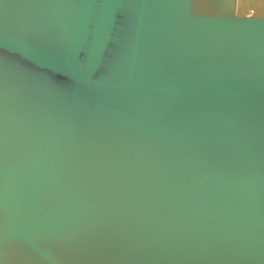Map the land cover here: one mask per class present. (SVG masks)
I'll return each mask as SVG.
<instances>
[{"label":"water","instance_id":"95a60500","mask_svg":"<svg viewBox=\"0 0 264 264\" xmlns=\"http://www.w3.org/2000/svg\"><path fill=\"white\" fill-rule=\"evenodd\" d=\"M0 264H264V4L0 0Z\"/></svg>","mask_w":264,"mask_h":264},{"label":"bare ground","instance_id":"6f19581e","mask_svg":"<svg viewBox=\"0 0 264 264\" xmlns=\"http://www.w3.org/2000/svg\"><path fill=\"white\" fill-rule=\"evenodd\" d=\"M256 4H264V0H253V5L255 6ZM243 10H246V6L243 5ZM256 15H258L257 11H254Z\"/></svg>","mask_w":264,"mask_h":264}]
</instances>
